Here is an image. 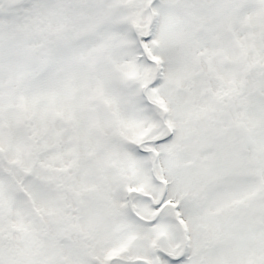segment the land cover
<instances>
[{"label":"snow or ice","instance_id":"6c2138e0","mask_svg":"<svg viewBox=\"0 0 264 264\" xmlns=\"http://www.w3.org/2000/svg\"><path fill=\"white\" fill-rule=\"evenodd\" d=\"M0 264H264V0H0Z\"/></svg>","mask_w":264,"mask_h":264}]
</instances>
